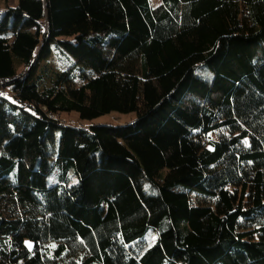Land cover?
<instances>
[{
	"label": "trees",
	"instance_id": "trees-1",
	"mask_svg": "<svg viewBox=\"0 0 264 264\" xmlns=\"http://www.w3.org/2000/svg\"><path fill=\"white\" fill-rule=\"evenodd\" d=\"M1 1L0 264H264V0Z\"/></svg>",
	"mask_w": 264,
	"mask_h": 264
},
{
	"label": "rangeland",
	"instance_id": "rangeland-1",
	"mask_svg": "<svg viewBox=\"0 0 264 264\" xmlns=\"http://www.w3.org/2000/svg\"><path fill=\"white\" fill-rule=\"evenodd\" d=\"M6 1V3H5ZM17 0H2L1 1V5H5L8 4L9 6H14L16 4ZM161 0H149V3L151 5V7H157L160 4ZM49 67L50 70L53 72H57V73H61L64 70L67 69L68 67V62L66 61V59L60 55H55L52 56L49 60ZM21 69V68H20ZM19 69V70H20ZM44 86L49 87L52 85V83L50 81H45ZM135 114L134 113H130V114H126V115H121V114H110V115H106V116H102L96 120L93 121H83L80 120L77 114L71 113V114H62L60 116V119L65 122V123H73L76 125H82V126H91L92 124H112V125H120V124H124L126 122H131L135 119ZM211 139H215L214 135L210 136ZM54 176H52V183L54 184Z\"/></svg>",
	"mask_w": 264,
	"mask_h": 264
},
{
	"label": "built area",
	"instance_id": "built-area-1",
	"mask_svg": "<svg viewBox=\"0 0 264 264\" xmlns=\"http://www.w3.org/2000/svg\"><path fill=\"white\" fill-rule=\"evenodd\" d=\"M9 93H11V91ZM5 95H6V90L0 88V96H5Z\"/></svg>",
	"mask_w": 264,
	"mask_h": 264
}]
</instances>
